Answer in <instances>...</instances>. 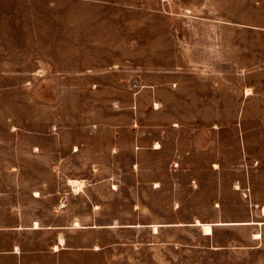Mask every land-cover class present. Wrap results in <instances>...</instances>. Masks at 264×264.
I'll list each match as a JSON object with an SVG mask.
<instances>
[{"label":"rangeland","instance_id":"obj_1","mask_svg":"<svg viewBox=\"0 0 264 264\" xmlns=\"http://www.w3.org/2000/svg\"><path fill=\"white\" fill-rule=\"evenodd\" d=\"M263 210L264 0H0V264H264Z\"/></svg>","mask_w":264,"mask_h":264},{"label":"crops","instance_id":"obj_2","mask_svg":"<svg viewBox=\"0 0 264 264\" xmlns=\"http://www.w3.org/2000/svg\"><path fill=\"white\" fill-rule=\"evenodd\" d=\"M200 65H189L185 66L180 65L174 71H179V80L177 76L173 78L172 75H166L164 80V99H163V115L165 119V124L170 130L177 129L180 127L181 129V138L179 139V143L184 145L185 144V154L193 156L197 154L199 151L198 142H199V132L198 128H200L199 121L203 118V97L202 92H200L203 87L202 85L199 87L198 81H194L191 79L192 74H185V73H193L198 72L200 69L198 68ZM138 83L137 79L132 80V82ZM133 85V83H131ZM95 86V85H94ZM149 89L153 85L148 83L146 85ZM145 85H141V87H146ZM151 103V102H150ZM159 102H153V111L158 112L159 108L156 105ZM134 110V107L131 108ZM150 117H151V109H150ZM181 119V120H180ZM167 120V121H166ZM167 122V123H166ZM149 127H151V123H147ZM214 125V124H213ZM211 126L213 131H217L215 126ZM129 130L131 132L132 137V144L129 145L128 150L134 152L140 149V137H139V130L141 127L140 119L132 112ZM183 129V131H182ZM193 133H189L188 130H194ZM185 131V132H184ZM120 137L117 135V138ZM151 143V142H150ZM153 143H157L156 147H151V151L158 152L161 150L159 146V142L154 141ZM188 156L186 159H190ZM197 156V155H196Z\"/></svg>","mask_w":264,"mask_h":264},{"label":"bare ground","instance_id":"obj_3","mask_svg":"<svg viewBox=\"0 0 264 264\" xmlns=\"http://www.w3.org/2000/svg\"><path fill=\"white\" fill-rule=\"evenodd\" d=\"M69 182V181H68ZM82 181H78V180H70V185H72V187H73V189H79V188H81V185H82V183H81ZM264 211V210H263ZM196 225H199V226H201L202 227V229L205 231L204 233L206 234V235H208V234H210L211 233V231H212V226L211 225H209V224H201L200 222H196Z\"/></svg>","mask_w":264,"mask_h":264}]
</instances>
